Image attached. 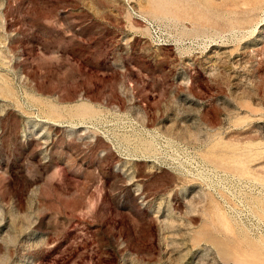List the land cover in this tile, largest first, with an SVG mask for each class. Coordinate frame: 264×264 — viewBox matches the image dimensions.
Returning a JSON list of instances; mask_svg holds the SVG:
<instances>
[{
  "label": "rangeland",
  "instance_id": "rangeland-1",
  "mask_svg": "<svg viewBox=\"0 0 264 264\" xmlns=\"http://www.w3.org/2000/svg\"><path fill=\"white\" fill-rule=\"evenodd\" d=\"M0 264H264V0H0Z\"/></svg>",
  "mask_w": 264,
  "mask_h": 264
}]
</instances>
